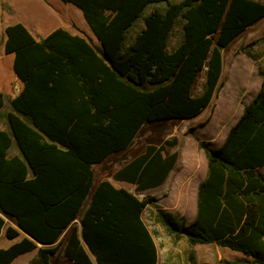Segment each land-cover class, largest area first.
Segmentation results:
<instances>
[{
    "label": "trees",
    "instance_id": "16d2710c",
    "mask_svg": "<svg viewBox=\"0 0 264 264\" xmlns=\"http://www.w3.org/2000/svg\"><path fill=\"white\" fill-rule=\"evenodd\" d=\"M63 1L82 10L101 47L62 27L39 40L22 22L4 30V51L14 53L23 88L5 113L0 93V233L5 227L8 238L20 237L0 248V264L35 249L29 264H51L64 240L54 243L71 223L64 254L72 264H157L142 216L156 198L140 199L108 179L92 190L93 165L125 149L146 123L194 118L209 106L221 81L222 50L264 17V0ZM205 68L203 91L194 95ZM177 141L146 145L114 178L138 190L159 185L179 157L165 145ZM199 146L208 174L197 215L186 225L160 209L162 222L185 239L192 264L202 243L250 257L224 264H264V176L257 170L264 165V80L224 143ZM13 147L18 152L11 154Z\"/></svg>",
    "mask_w": 264,
    "mask_h": 264
},
{
    "label": "rangeland",
    "instance_id": "374dc122",
    "mask_svg": "<svg viewBox=\"0 0 264 264\" xmlns=\"http://www.w3.org/2000/svg\"><path fill=\"white\" fill-rule=\"evenodd\" d=\"M12 6L11 0H0V91H3L7 98L5 107L3 108L4 113L9 109L10 102L8 98L10 96L11 86L14 85L12 70L3 53L5 25L8 22L22 19L33 28V22L35 21L31 17L34 14L33 11L28 9L26 12H17ZM34 6H36L35 3H29L27 7ZM63 7L65 9V5ZM45 11L46 24L56 25L63 21L69 22V19L65 17V13L60 10L55 15L49 13L47 9ZM68 13L66 9V14L68 15ZM142 25L143 23H140L139 26ZM91 36L94 38V42L98 43V46L101 47V43L97 37L93 34ZM176 39L177 37H174L171 40L172 44L175 43ZM223 58L225 70L220 85L209 106L199 116L190 119H165L146 123L139 130L130 145L123 150L110 154L104 161L94 165L95 180L98 181L107 177H112L114 180L113 174H115V171L136 157L150 143H163L173 138V134L181 136L183 133H187V131H192L195 126L201 129L200 132L204 133L203 136H207L213 134L216 129H226L232 125L238 115L240 103H245L249 99L250 89L256 87V76L248 75L247 73L250 68V63L258 65V71L264 70V17L249 26L230 45L224 48ZM205 77L206 68L199 73L194 82L192 88L194 95L202 93ZM2 126L7 127L5 115ZM194 141L195 137L190 136L184 144L185 152L190 156L196 153ZM165 150L166 152H180L178 145L166 144ZM154 192H156V189L147 190L143 196L149 195L155 197V195H152ZM159 207L160 203L153 201L147 204L143 211V219L153 232L157 244V264H192L188 258L189 245L185 239H176L168 231L166 225L160 218ZM61 245L58 251L52 256L51 264H71L64 256ZM197 248V264H224L221 260L226 258L220 257V254L231 256L233 253H237V251L228 247L219 246L215 243L198 244ZM36 255L37 250L35 249L21 255L17 260L24 264H29ZM228 260L234 259L230 258Z\"/></svg>",
    "mask_w": 264,
    "mask_h": 264
},
{
    "label": "crops",
    "instance_id": "0c3cea01",
    "mask_svg": "<svg viewBox=\"0 0 264 264\" xmlns=\"http://www.w3.org/2000/svg\"><path fill=\"white\" fill-rule=\"evenodd\" d=\"M11 2L13 5L12 8L15 9V11H17V12H26L28 9L33 11L34 14L31 17L35 21L33 22V28H31L22 19H18L15 21L8 22L5 25V27L9 24H13L16 22H22L27 26L29 31L32 33V35L37 40L41 39L42 37H45L54 29H56L58 27H62L64 29H66L69 33L83 36V37L87 38L88 40H91L95 46H98V43L94 42V40H93L94 38H92V36H91L92 34L94 35V33H93L91 27L89 26L88 22L86 21L82 10L78 6H76L75 4H73L71 2H64L63 0H32V1L31 0H11ZM29 3H35L36 6L29 8V7H27L29 5ZM63 5H65V9H64ZM46 9L49 13H53L54 15L58 13V10L64 12L65 17L69 19V22L63 21L62 23H58L56 25H53V24L49 25L48 23L46 24V21H45V19H46V15H45L46 11L45 10ZM66 9L69 12L68 15L66 14ZM3 53H4L5 57L7 58L8 65L10 66V69L12 70L13 77H14V85L11 86L10 96L8 98V100L10 102L11 99L17 93H19V91L23 88V82L18 79V77H17V75L13 69L14 53H6L4 51V44H3ZM222 55H223V50H222ZM224 70H225V63H224V58H223L222 76H223ZM247 73H248V75H255L256 76V78H257L256 87L250 89L249 99L246 100L245 103H240V106L238 107V115H237V117H236V119L232 125H230L226 129L225 128L216 129V131H214L213 134H210L207 136H203L204 133L200 132L201 129L196 127V126H195V128H193L192 131H187V133H183L181 136H178L175 134L172 135L173 138L178 139V141L175 145H178V148L180 149L179 157H178L174 167L170 170L166 179L162 183H160L159 185L154 186V187H148L144 190H138L135 183H131L128 181L116 180L114 178V174H113L114 180L112 179V177H107L104 179L110 180L116 187H124V188L128 189L129 191L133 192L140 199L144 198L143 195L145 194V192L147 190L156 189V192L152 193V195H155V198H156L154 200V202L160 203L159 208L164 209L165 211L171 212L178 221H182L186 225L190 224L195 219V217L197 215L199 185L202 181H204L206 179L207 174H208V160H207V157H206L204 150L199 146V141H202V140L207 141L209 143V145L213 148H218L224 143L230 128L233 125H235V123L237 122V120L241 116L243 109H244V106L246 104H249L250 101L260 91L263 80H264V70L258 71V65L254 64V63H250V68H249V71H247ZM222 76H221V78H222ZM0 93H3V91H0ZM3 94H5V93H3ZM5 96H6V94H5ZM6 101H7V98L5 99V104H6ZM9 109H10V103H9ZM199 115H197V116H199ZM4 128H6V127H4ZM197 133H198V135H197ZM190 136L195 137L194 144H195V152H196L194 155H191V156L186 154L185 149H184V144H185L186 140L188 139V137H190ZM173 138H171V139H173ZM17 152H18V150L16 147H13L10 151L11 154L17 153ZM168 153H172V152H168ZM190 161H192V162L190 163ZM94 165H93V170H94ZM257 170L264 176V165L258 167ZM101 180L102 179L96 181L95 180V174H94V181H93L92 190L97 185V183ZM120 183H124L126 185L120 184ZM92 190H91V192H92ZM91 192L86 197L84 204L81 207V210L79 213V218L82 216L83 212L85 211V209L87 208V206L89 204ZM142 216H143V214H142ZM79 218L76 219L74 222H77L79 224ZM5 219H6V226L12 225L14 227H17V225L11 219H9V218H5ZM71 224L65 228V230L63 231L60 238L54 243V244H56L57 242H59L63 238L64 242L62 241V243H61L62 244L61 248H62L63 254H64L65 239H66V237L70 231ZM19 239H20V237L8 238L5 235V227H4L0 233V248H7L8 246L13 244L14 242L18 241ZM195 247H196V251L198 252V248H197L198 244H196ZM29 252H31V251H29ZM29 252H26V253H29ZM26 253H24V254H26ZM24 254H21V255H24ZM20 256H18V257H20ZM64 256H65V254H64ZM231 256H224L223 254H220V257H224L226 259L233 258L234 260H250L249 256H246L242 252H239V251H237V253H233ZM17 258H15L11 262V264H24L21 261L19 262L17 260Z\"/></svg>",
    "mask_w": 264,
    "mask_h": 264
},
{
    "label": "water",
    "instance_id": "95a60500",
    "mask_svg": "<svg viewBox=\"0 0 264 264\" xmlns=\"http://www.w3.org/2000/svg\"><path fill=\"white\" fill-rule=\"evenodd\" d=\"M17 225V224H16ZM17 227L20 229V230H22L18 225H17ZM23 231V230H22ZM26 235H28L25 231H23ZM29 236V235H28ZM40 245H42V243H40V242H38Z\"/></svg>",
    "mask_w": 264,
    "mask_h": 264
}]
</instances>
